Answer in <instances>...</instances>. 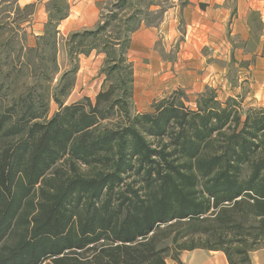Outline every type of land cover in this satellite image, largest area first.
<instances>
[{
    "label": "trees",
    "instance_id": "trees-1",
    "mask_svg": "<svg viewBox=\"0 0 264 264\" xmlns=\"http://www.w3.org/2000/svg\"><path fill=\"white\" fill-rule=\"evenodd\" d=\"M132 5L115 0L94 29L68 36L57 83L68 0L46 3L34 45L16 48L0 26V264H185L182 251L197 248L238 264L222 225L244 195L264 106L206 86L136 110L129 51L144 10L126 13ZM94 50L106 55L104 86L68 103L80 56Z\"/></svg>",
    "mask_w": 264,
    "mask_h": 264
},
{
    "label": "rangeland",
    "instance_id": "rangeland-1",
    "mask_svg": "<svg viewBox=\"0 0 264 264\" xmlns=\"http://www.w3.org/2000/svg\"><path fill=\"white\" fill-rule=\"evenodd\" d=\"M114 1L105 0L100 4L99 21L102 12L107 13ZM131 2L133 5L127 9L126 13L136 9L137 5L141 6L144 10L141 15L144 21L141 25L149 26L158 25L164 8L170 4L169 0H131ZM146 5H149L150 9L147 10ZM27 6L21 7L16 0L0 1V26L7 25L11 29L4 38L15 33L16 48L23 44L34 45L38 36L31 35L32 33L30 34L29 30L22 26L26 21H30V15L34 9L32 4ZM148 11L150 15L147 16ZM258 17L251 22V32L247 42L241 44L243 51H229L217 44L206 45L202 49L188 52L179 46L178 31L169 29H154V34L145 42L137 39L132 50L129 51V58L135 70L136 110L148 111L156 99L180 88H184L191 98H194L206 86L216 88L221 98L241 94L245 97L246 104L264 106V73H257L254 67L248 68L256 61V56L261 51L259 43L262 31ZM67 38L58 33L59 72L54 77V83H57L63 72L70 67L66 49ZM180 39H182L181 36ZM253 50L257 51V55L252 54L248 60L242 59L241 53ZM261 52L264 55V49ZM105 60V53L97 50L89 55L80 56L79 70L75 85L67 98L68 103L81 100L85 96L95 99L96 94L104 86L105 76L101 73V68ZM56 108L57 105L52 103L51 113ZM240 181L245 189L244 195L233 204L231 220L222 225V230L233 241L232 255L236 263L264 264V255L258 254V252H264V133L260 138L259 150L244 163ZM215 251L218 252L209 256L210 252L207 249L184 250L181 253L184 254L182 261L185 264H205L210 257L215 264H222V260L229 263L225 252ZM220 254H224L223 259L218 258V256L222 257ZM168 262L178 264L172 259H168Z\"/></svg>",
    "mask_w": 264,
    "mask_h": 264
},
{
    "label": "crops",
    "instance_id": "crops-1",
    "mask_svg": "<svg viewBox=\"0 0 264 264\" xmlns=\"http://www.w3.org/2000/svg\"><path fill=\"white\" fill-rule=\"evenodd\" d=\"M1 1V0H0ZM49 0H16L21 7L34 5L30 21L23 23V27L29 30L33 36L40 35L44 31L48 13L46 3ZM105 0H69L70 11L59 25V35L68 37L71 33L94 28L99 22L100 4ZM170 4L164 8L163 16L158 25L142 24L134 33L130 51L137 39H150L154 29L178 31V43L180 48L193 52L202 49L206 45L224 46L226 50L243 51L241 44H245L251 32L250 14L258 12L261 23L260 45L264 49V0H169ZM180 36L182 39H180ZM247 46V45H246ZM258 50V49H257ZM256 56V61L248 68H255L257 73H264V55L262 52ZM64 52V51H62ZM65 55V52L63 53ZM243 60L257 55L253 50L241 53ZM212 256L215 250H208ZM190 252V251H187ZM260 256L264 252H258ZM203 255V254H202ZM223 259L224 254H220ZM184 254H181V259ZM222 264H229L221 261ZM205 264H215L208 257Z\"/></svg>",
    "mask_w": 264,
    "mask_h": 264
}]
</instances>
